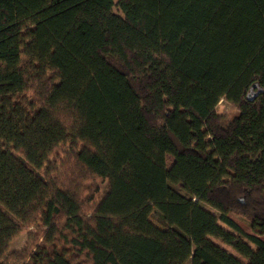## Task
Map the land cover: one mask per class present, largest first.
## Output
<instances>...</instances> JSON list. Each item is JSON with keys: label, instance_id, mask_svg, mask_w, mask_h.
Returning a JSON list of instances; mask_svg holds the SVG:
<instances>
[{"label": "trees", "instance_id": "trees-1", "mask_svg": "<svg viewBox=\"0 0 264 264\" xmlns=\"http://www.w3.org/2000/svg\"><path fill=\"white\" fill-rule=\"evenodd\" d=\"M187 261L264 264V0H0V264Z\"/></svg>", "mask_w": 264, "mask_h": 264}, {"label": "rangeland", "instance_id": "rangeland-1", "mask_svg": "<svg viewBox=\"0 0 264 264\" xmlns=\"http://www.w3.org/2000/svg\"><path fill=\"white\" fill-rule=\"evenodd\" d=\"M216 111L222 115H226L228 118L232 117L233 115L236 114L235 107L223 99L219 101L217 108H216ZM63 152H65V151L62 150L59 152L60 156L63 155ZM172 161L173 160L170 156H166V166L167 167H169L172 164ZM54 163H56V162H54ZM85 186H88L89 187L88 189H90L92 187H98L100 193H103L107 187V184L104 181L97 180V182H93L92 184H86ZM171 187L174 190H176L177 192L184 194V192L182 191V189L179 185H171ZM229 217L235 222V224L244 233L249 234V235H254L250 229L249 222L245 218L238 216V215H231ZM149 220L156 227H158L160 229H164V226L162 225L160 218L156 212H152V214L149 216ZM222 226L226 228V226H224L223 224H222ZM228 230H230V229H228ZM35 234H36V229L34 227H28V228L26 227L25 229L21 230L18 233V235L16 237H14L12 239V241L10 242L9 251L10 252H23V251H25L27 248H29V243L32 242V240H30L29 237L34 238ZM259 238L263 239V237H259ZM216 243L218 245H220L222 248H224L225 250H227L228 252H230L231 254H233L234 256H236L237 258L244 261L241 256H239L237 253H235L230 248H228V247H226V246H224L218 242H216ZM12 264H19V263H12ZM185 264H190V262L187 261Z\"/></svg>", "mask_w": 264, "mask_h": 264}]
</instances>
